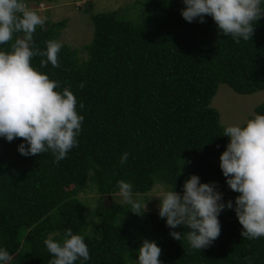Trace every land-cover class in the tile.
<instances>
[{
  "label": "trees",
  "instance_id": "1",
  "mask_svg": "<svg viewBox=\"0 0 264 264\" xmlns=\"http://www.w3.org/2000/svg\"><path fill=\"white\" fill-rule=\"evenodd\" d=\"M184 7L182 0H145L113 22L91 14L94 39L83 51L63 45L58 68H41L42 57L33 58L34 68L60 83L58 91L71 89L85 119L79 146L59 164L50 152L20 155L22 138H0V247L14 257L10 264H49L44 240L54 233L60 240L68 228L84 237L87 264H136L144 239L161 247L162 264H264V238L242 237L232 210L219 216V238L199 251L172 238L158 210L141 217L114 201L120 180L130 182L143 200L159 183L181 192L191 175L217 182L225 203L239 195L220 169L229 139L222 137L221 115L212 102L222 84L243 96L264 91V18L252 39L236 43L219 34L211 17L203 24L186 22ZM66 27L65 21L38 26L35 46L44 50L46 41H60ZM22 36L0 50L10 51ZM256 114L264 115V103ZM123 153L129 158L121 165ZM67 185L73 189L65 190ZM86 191L99 201L90 215L78 197Z\"/></svg>",
  "mask_w": 264,
  "mask_h": 264
},
{
  "label": "clouds",
  "instance_id": "2",
  "mask_svg": "<svg viewBox=\"0 0 264 264\" xmlns=\"http://www.w3.org/2000/svg\"><path fill=\"white\" fill-rule=\"evenodd\" d=\"M44 3V2H43ZM43 3L37 5L40 7ZM47 3V2H46ZM182 18L203 24L211 17L223 37L236 43L253 38L255 25L264 18V0H182ZM45 20L31 9L26 0H0V46L13 41L10 51L0 50V138L12 142L22 138L18 152L32 157L50 152L54 163L67 158L79 146L84 116L77 111V97L70 88L60 89L58 81L40 72L32 65L36 56L42 57L40 67H60L59 40L45 42L44 50L36 47L33 35ZM85 85L80 84L83 88ZM84 105L79 104L83 109ZM222 137L229 143L220 156V169L229 189L239 195L235 201L224 202L217 182L202 183L198 175L184 181L181 192L169 190L165 184H156L153 191L159 199L158 215L166 220L175 240H186L193 250L210 247L221 235L219 216L234 210L242 225L241 236L248 240L264 238V115L256 114L243 125L224 127ZM219 147V146H218ZM129 153H123L120 164L127 163ZM118 194L130 206L131 213L143 216L147 204L133 193V185L125 180L117 182ZM178 227L189 229L183 233ZM49 235L44 244L52 256L49 264H87L91 260L85 239L71 228L60 240ZM136 264H162L161 247L155 241L144 239ZM14 257L0 247V264H10Z\"/></svg>",
  "mask_w": 264,
  "mask_h": 264
},
{
  "label": "rangeland",
  "instance_id": "3",
  "mask_svg": "<svg viewBox=\"0 0 264 264\" xmlns=\"http://www.w3.org/2000/svg\"><path fill=\"white\" fill-rule=\"evenodd\" d=\"M141 1L145 0H56L54 3L44 2L40 7L35 4H28V6L37 11L45 23L65 21L67 27L61 32L60 42L62 45L83 51L84 47L94 39L95 26L91 14H104L107 22H113L123 14L124 10L130 9ZM133 14L134 12L129 10V15L132 16ZM263 103L264 91L243 96L233 91L229 86L222 84L212 102V107L220 112L221 124L226 127L232 124L243 125L251 116L255 115L256 108ZM64 189L70 191L73 186L67 185ZM155 196L156 192L152 191L151 194L142 197L143 202L148 203L147 212L158 210L160 201ZM78 197L88 206L87 213L89 215L98 209L97 194L86 191L83 194L79 193ZM235 198H233L234 201ZM110 201L113 200L110 198ZM114 201L127 205L118 193L114 195Z\"/></svg>",
  "mask_w": 264,
  "mask_h": 264
}]
</instances>
